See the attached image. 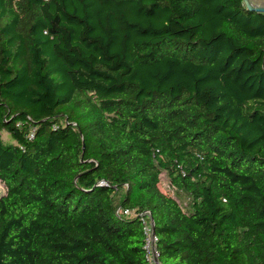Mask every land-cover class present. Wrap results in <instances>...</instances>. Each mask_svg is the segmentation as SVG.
<instances>
[{"label": "trees", "instance_id": "16d2710c", "mask_svg": "<svg viewBox=\"0 0 264 264\" xmlns=\"http://www.w3.org/2000/svg\"><path fill=\"white\" fill-rule=\"evenodd\" d=\"M0 181V264H264V12L0 0Z\"/></svg>", "mask_w": 264, "mask_h": 264}, {"label": "built area", "instance_id": "2783aa9c", "mask_svg": "<svg viewBox=\"0 0 264 264\" xmlns=\"http://www.w3.org/2000/svg\"><path fill=\"white\" fill-rule=\"evenodd\" d=\"M99 183L103 184L104 181H100ZM117 214H123L127 216H138L141 225H142V231L144 234V255L146 260L148 261V264H160L158 261V250L156 248V241L157 237L155 232H153L154 228V220L149 210H141V211H135L130 209H121L118 207L116 209Z\"/></svg>", "mask_w": 264, "mask_h": 264}, {"label": "rangeland", "instance_id": "374dc122", "mask_svg": "<svg viewBox=\"0 0 264 264\" xmlns=\"http://www.w3.org/2000/svg\"><path fill=\"white\" fill-rule=\"evenodd\" d=\"M2 139L6 143L13 142L12 138L10 137V135L7 134L4 131H2ZM157 188L162 193H166L167 192V193H169L171 195H174V188L171 186L166 173H162L160 175V182H159V184H157ZM4 192H5V186L0 181V195H2ZM122 193H123V191H122ZM178 200L180 201V203L182 205H185L187 203V201H188V199L185 196H180V198H178Z\"/></svg>", "mask_w": 264, "mask_h": 264}, {"label": "water", "instance_id": "95a60500", "mask_svg": "<svg viewBox=\"0 0 264 264\" xmlns=\"http://www.w3.org/2000/svg\"><path fill=\"white\" fill-rule=\"evenodd\" d=\"M244 4L250 8V9H253V10H257V11H263L264 12V6H254V5H251L248 0H244ZM153 232H155V229L153 228Z\"/></svg>", "mask_w": 264, "mask_h": 264}, {"label": "crops", "instance_id": "0c3cea01", "mask_svg": "<svg viewBox=\"0 0 264 264\" xmlns=\"http://www.w3.org/2000/svg\"><path fill=\"white\" fill-rule=\"evenodd\" d=\"M251 5L264 6V0H248Z\"/></svg>", "mask_w": 264, "mask_h": 264}]
</instances>
